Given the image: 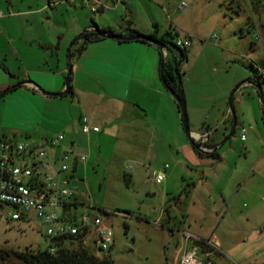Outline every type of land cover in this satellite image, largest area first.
I'll return each instance as SVG.
<instances>
[{"label": "rangeland", "instance_id": "374dc122", "mask_svg": "<svg viewBox=\"0 0 264 264\" xmlns=\"http://www.w3.org/2000/svg\"><path fill=\"white\" fill-rule=\"evenodd\" d=\"M182 1L0 0V10L7 16L0 21V82L8 74L2 67L5 65L14 71H31L30 80L47 93L64 90L65 86L61 87L67 73L59 72L58 54L61 52L64 62L61 69L69 66L71 55L76 60L85 51H80L84 40L78 42V37L93 30V21L119 33H128L132 27L146 35H167L163 55L169 63L181 56L177 39L190 37L192 45L182 63L190 128L208 130V145L214 149L220 144L218 156L196 150L184 129L179 104L156 67L155 78L140 81L167 94L175 105L177 120L164 102L162 120L152 138L155 130L146 117V122L139 120L135 136H130L135 143L118 137L117 143L114 139L100 149L96 143L91 152L85 150L89 165L80 166L72 179L74 198L80 203L77 216H100L111 228L114 243L108 253L114 264H179L185 248L191 251L192 244L186 243L182 232L169 230V225L178 224L199 237H217L222 252L209 256L199 252L205 264L206 258L214 264H263L264 0H187L189 6L179 10ZM41 8L34 15H19ZM59 31L68 34L61 51ZM49 42L55 44L53 48L47 46ZM155 50L157 61L160 51ZM101 76L92 78L89 89L82 85L74 90L93 106L96 120L121 124L125 101L118 99L121 92L117 82ZM26 79L19 78L14 85ZM233 92L237 120L230 114ZM73 98V93L35 95L23 86L0 96V144L13 140L42 145L49 137L63 133L64 144L70 147L73 138L81 136L71 120L84 105ZM149 98L160 103L158 93L147 94ZM127 99L131 103L141 100L134 91ZM192 106L200 111L195 113ZM82 111L79 130L84 119L91 125L89 114ZM113 152L125 166L133 168L131 182L117 167L110 168ZM136 152L140 158L131 156ZM166 164L165 179L157 183L156 173ZM81 177L84 182L78 180ZM184 189L190 192L181 194ZM46 229L35 213L29 220H8L0 213V250L11 251L6 259L0 258V264H24L15 252L46 250L50 243Z\"/></svg>", "mask_w": 264, "mask_h": 264}, {"label": "built area", "instance_id": "2783aa9c", "mask_svg": "<svg viewBox=\"0 0 264 264\" xmlns=\"http://www.w3.org/2000/svg\"><path fill=\"white\" fill-rule=\"evenodd\" d=\"M188 6L189 2L183 0L178 9L183 10ZM3 15L0 10V17ZM176 43L185 48L192 45V40L190 37L179 38ZM81 128L84 133L100 132L98 126L89 125L85 119L81 122ZM245 132L243 128L242 133ZM196 137L202 148L210 149L207 146L209 134H198ZM242 138L246 136L243 134ZM65 141L63 133L49 137L42 145L1 141L0 213L8 220H29L30 214L35 213L47 225L46 235L51 253L58 250L57 242L60 239H73L102 258L113 245L114 235L100 216L86 213L78 218L80 203L74 198L72 179L77 165L85 163L87 156L77 154L71 146L64 144ZM168 167L166 164L164 170L156 173V182L161 183L165 179ZM182 234L186 243L191 242L192 250L185 248L179 264H205L199 256V252H202L200 246L194 243L196 240L217 249L214 238H202L188 230L182 231ZM205 255L209 256L210 253ZM206 260L210 264L211 260Z\"/></svg>", "mask_w": 264, "mask_h": 264}, {"label": "crops", "instance_id": "0c3cea01", "mask_svg": "<svg viewBox=\"0 0 264 264\" xmlns=\"http://www.w3.org/2000/svg\"><path fill=\"white\" fill-rule=\"evenodd\" d=\"M43 10V8L38 10L29 9L27 11H24L23 13H20L19 15L26 14L34 15L36 13H40ZM4 14L2 17H0L1 20L7 19V16ZM92 28V27H91ZM59 38V49L61 51V48L65 44V40L68 37L67 33H60ZM121 34H129V33H121ZM34 38V37H33ZM108 38H104L103 40L90 43L87 45V47L84 49L85 51H82L80 53V56L75 60L73 59L74 56L72 55V62L74 64V74H73V80H72V89L71 93H73V101L77 98L84 102V105H80L79 107V113L78 116H74L71 120V126L75 127L76 130L81 132V136L73 138V140L70 142V146H73L72 149L80 155H86L85 150H90L91 147L96 145V143H99V149L104 146V143L106 141H114V139L118 140V137L129 139L132 133H134L133 136H135V127H137L138 123L141 122L139 120H142V122H146L147 118L149 117L151 119L152 127L155 131H152L150 137H153V133L156 132V127L158 126V123L160 120H162V114L161 109L162 106L165 103H167V107L169 108V114L177 120V111L175 108V105L170 98L167 96V94L161 90H158V92L154 91L153 87L149 86L148 83H144L140 80H145L146 78H155V68L157 67V72L160 71L161 74V66L158 67L159 60L162 61L163 56L161 52L160 59L155 60V56L157 55L155 51L156 48H153V46L149 44H142V42L139 41H117V42H110ZM78 42H81V39L78 40ZM55 44L47 43L48 47L53 48ZM88 51V52H87ZM92 51V52H90ZM158 51H160L158 49ZM165 52V51H163ZM61 52L58 54V63H59V72L61 73H67L68 67H64L61 69L62 58H61ZM88 53V54H87ZM45 57V56H43ZM31 58V57H30ZM44 61V60H43ZM62 63V64H61ZM5 69V72H7V76L4 79V81L0 82V91L5 90L9 88L10 86H14L16 80L18 81L19 78L27 77L30 83L22 85L24 89L33 90L35 95H47L44 92L41 91L37 85L33 81L30 80L31 71L27 73V71H14L8 66H2ZM149 68V69H148ZM159 68V69H158ZM41 71V70H37ZM101 75H104L105 77L108 76L110 80H114V82H117L118 91L121 92V96L118 98L120 100H124L125 103H122L123 110L125 114L121 118H123V122L118 123L116 122H100L94 118V109H92L91 104L89 102H85V99L82 98V94H79L75 92L74 88L75 86L81 87L82 85H85L86 88L89 89V86L91 84L92 78L94 79H100L102 77ZM88 80V83H87ZM38 82V81H37ZM20 86V87H22ZM65 84L61 88H63ZM157 87V86H156ZM49 91H53V89H49ZM134 91L135 96L138 98V103H131L127 98L129 95ZM158 93L160 95L158 104L157 101L151 102V99H147V94L150 93ZM48 97H51L50 95H47ZM136 101V100H135ZM145 102V104H143ZM147 102V103H146ZM91 103V102H90ZM120 102H118L119 104ZM152 103V104H151ZM130 105L133 106L135 111L130 107ZM83 107V108H82ZM161 108V109H160ZM116 109L119 111L120 105L116 106ZM195 113L200 111V108L197 106H192L190 108ZM86 111L90 118V124L91 126H102L100 132H94L91 131L89 133H84L82 131V128L80 127V130L78 129V120H80L83 116V111ZM132 111V112H131ZM234 114L236 118V110H232L230 114ZM117 119V118H116ZM129 119V120H127ZM237 120V118H236ZM126 121V122H125ZM79 125V124H78ZM81 126V125H80ZM193 134L196 136L198 134H209V138L211 140V134L207 130L205 132H197L192 131ZM2 140V139H1ZM130 140H132V143H135L134 137H131ZM134 147V146H133ZM136 147V146H135ZM114 148V147H113ZM211 149V148H210ZM115 150V149H114ZM131 156L140 158L138 153H134ZM112 160L109 162L110 168L112 169L114 166L121 170V174L126 177L129 176L131 179L133 178V174L131 173L132 167L125 166L124 161L121 157H116L114 152L113 156L111 157ZM142 158V157H141ZM90 158L87 156V160L85 163L78 164L75 170V173L78 171L80 166H86L89 163ZM117 160V162H116ZM89 165V164H88ZM150 169V168H149ZM148 169V170H149ZM80 182H84L85 179L83 177L78 178ZM158 183V182H157ZM162 183V182H161ZM216 240L217 245V251L218 253L222 252V246L217 239V237H214ZM220 247V248H219ZM210 264H214L210 262ZM264 264V263H263Z\"/></svg>", "mask_w": 264, "mask_h": 264}, {"label": "trees", "instance_id": "16d2710c", "mask_svg": "<svg viewBox=\"0 0 264 264\" xmlns=\"http://www.w3.org/2000/svg\"><path fill=\"white\" fill-rule=\"evenodd\" d=\"M93 30L85 32L83 35L79 36L78 39H83V44L80 47V51L85 49L88 44L94 43L100 40H103L104 36H101V33L104 34H121L114 30L113 28L107 27V28H101L97 25L95 21H93V25L91 26ZM129 34H141V32L136 28H129ZM148 36H151L155 39H159L165 43V49L168 47L169 39L167 35L164 36H158L157 33L148 34ZM77 39V40H78ZM139 42L146 43L149 45H154L149 41L146 40H138ZM123 42V41H121ZM176 47L180 49L181 56L180 57H174L173 63H169L168 61L165 63L164 68V75H163V82L167 89L171 88L174 91L178 93L180 97L185 98V90L183 86V78H182V63L188 58L187 48L189 47H180L175 43ZM155 46V45H154ZM160 50L159 47L155 46ZM162 56L163 51H161ZM258 85H261L259 79L256 81ZM10 86L8 88V92L19 88ZM169 91V90H168ZM6 93L0 94V96L5 95ZM180 108V107H179ZM181 111V110H180ZM209 148L211 146L208 145ZM212 149V148H211ZM196 150L203 154L200 150L196 148ZM209 155L211 156H218V152L213 151ZM128 182H131V177H126ZM190 192L189 189H184L181 194ZM181 194L176 198V201L180 199ZM168 211V210H167ZM183 223V222H181ZM170 231H173L176 229L179 232H182L185 230V228L181 227L180 224L175 226H168ZM73 239H60L57 242L58 250L55 253H51L49 249L47 248L44 251H35L32 249L24 250L22 252H15L16 255L23 260L24 264H114V259L109 256V253H107L104 257L99 258L95 256L92 251L89 248H86L80 243H76L75 241H72ZM71 241V242H70ZM195 244L200 246L201 251L203 253H214L217 250L212 248L211 246L207 245L204 241L196 240L194 241ZM74 245V246H72ZM11 253L9 250H0V258L6 259V256H8ZM211 260V259H210Z\"/></svg>", "mask_w": 264, "mask_h": 264}, {"label": "water", "instance_id": "95a60500", "mask_svg": "<svg viewBox=\"0 0 264 264\" xmlns=\"http://www.w3.org/2000/svg\"><path fill=\"white\" fill-rule=\"evenodd\" d=\"M87 31H90V30H86L85 32H87ZM85 32H83V34ZM101 36L111 38V39H115L118 41L146 40V41L151 42L155 46L159 47L161 51H165V43L163 41H161L159 39H155L151 36H148V35L142 34V33L141 34H104V33H101ZM71 56H70V58H71ZM165 63H166V60H165V57L163 56V59L161 61V76H162V78L164 75ZM73 74H74V64L72 63V61H70L69 66H68V72H67V76H66V82H65V89L64 90L59 91L57 93H47L43 89H41V87H39V86H37V87H39L42 92H44L45 94L50 95V96H60V95H64V94H69V93H71V89H72ZM28 83H30L29 80H24L22 82L17 83L13 87L22 86V85L28 84ZM252 83H253V81H252ZM258 86H259V88H261L260 85H258ZM168 90H169V92H171V94L174 96V98L176 99V101L179 104L180 110L182 112V121H183L184 129H185L187 135L189 136L192 144L195 146V148L200 150L203 154H207V155H209L213 151H216L220 144H218L214 149H204L199 144L197 137L193 134V132L190 128V120H189V115H188L186 98L180 97L178 95V93L171 88H169ZM7 91H8V88L3 90L0 94L6 93ZM233 96H234V92L231 94V97H230L231 110H234ZM92 219H94V216H92Z\"/></svg>", "mask_w": 264, "mask_h": 264}, {"label": "flooded vegetation", "instance_id": "af4514ba", "mask_svg": "<svg viewBox=\"0 0 264 264\" xmlns=\"http://www.w3.org/2000/svg\"><path fill=\"white\" fill-rule=\"evenodd\" d=\"M210 142V138H209V140H208V142L207 143H209Z\"/></svg>", "mask_w": 264, "mask_h": 264}]
</instances>
